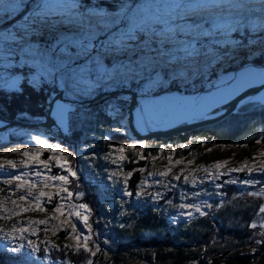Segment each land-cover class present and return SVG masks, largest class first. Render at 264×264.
I'll return each mask as SVG.
<instances>
[{
  "label": "trees",
  "instance_id": "1",
  "mask_svg": "<svg viewBox=\"0 0 264 264\" xmlns=\"http://www.w3.org/2000/svg\"><path fill=\"white\" fill-rule=\"evenodd\" d=\"M88 2L91 6L100 4L101 0H88ZM134 2L144 5L145 14L151 15L149 13L151 5L149 6L144 0H134ZM106 3L108 5L106 10L119 11V0H106ZM259 18L264 19V14ZM12 20L13 18L6 21L0 20V30ZM157 27L158 25L155 23L152 24L154 31L157 30ZM233 35L245 43L252 36H256L257 39L264 38L260 33L254 32H249L247 36L244 32L233 33ZM1 39H3V35L0 34ZM42 43L43 41L39 38L34 40L29 38L26 45L9 42V44L19 45L16 47V56L14 57L19 62L7 70L10 75L15 74L14 76L18 78V85L15 89L0 87V114L2 116L22 121H36L45 117L48 100L51 97L50 92L57 85L55 82L44 79H41L39 86L31 83L35 73V69L31 66L32 50ZM3 44L8 46L4 40ZM154 50L156 49L154 48ZM231 51L237 52L239 49H231ZM244 63H254L260 66L264 64V55H261L259 51L247 61L244 56H240L237 64L225 63L222 67L214 66L209 75L204 79H198L194 86L192 83L186 84L180 80L170 81L165 76L162 85H157L144 92L148 96H154L168 91L184 93L203 91L213 86L212 82L216 81L222 72L235 69ZM213 72L215 74H212ZM121 86L142 90L139 82L130 81L126 85L106 86L96 89L90 94L77 95V97L90 98L97 91ZM128 101L129 97L121 94L115 97L108 96L88 106L76 108L69 113L67 133H63L60 129L48 131L43 127L33 128L35 132H41L39 137L47 140L48 144L53 147L61 145L72 153V156L69 157L68 153L63 152L66 159L70 160L71 167L78 170L79 181L75 183H78L79 187H76L75 183L69 184L68 187L72 193L82 192L83 195L79 196L80 201L86 202L91 209L90 222L93 234L89 246L93 252H96V255L93 256L83 249L77 251V241L73 237H82L81 230L87 231V229L76 216L69 215L71 207L64 203V199H53L51 208L62 206L61 212H58L56 220H52L49 229L43 225L40 226V234L45 235L50 231L54 240V243L49 247L42 245L40 248L39 253L43 257L46 255L43 250L46 248L49 250L46 258L48 263L46 264L57 262L87 264L89 260L92 261V264H122L124 260L133 259L139 264H185L189 260H196L201 264L205 256L228 259L236 250L247 247H254L255 252L252 253L254 256H264V244L255 243L257 239H264L259 235L264 231L258 226L255 228L250 226L253 224L254 214L263 199L244 194V200L241 197L234 198L233 201L237 203L234 206L226 205L218 209L216 216L210 218L202 216L188 221L175 220L171 213L166 211L163 200L153 204L145 199H137L130 202V213L122 219L118 218L121 199L118 193L119 184L113 180L111 170L102 160L104 153L109 152L112 148H126L135 144L136 148L142 150L141 154L144 155V159L130 156L121 162L122 170L127 173L126 185L129 189H134L142 179L143 172L139 169L145 170L147 157L151 153L165 151L168 154L185 157L194 150L201 151L216 144L240 145L244 142L243 136L246 133L253 130L259 121L264 122V106L261 110L244 114L245 118L240 119L230 128L220 127L214 123L173 136L141 140L133 136L128 128L126 111ZM119 113L124 117L126 129L117 125L116 118ZM117 128L121 131L117 132ZM9 137L15 142L36 144L25 132L17 134L16 131H13L9 133ZM258 139H264V128L261 135H256L246 142ZM48 144H44L45 157L54 152L48 147ZM81 162L82 166L78 167ZM54 170L60 171V167H54ZM63 172L65 171L62 170ZM225 189L227 191V188ZM171 194L172 191H168L166 196L169 197ZM74 223L77 225L76 232H73ZM71 240H75L74 246L69 245ZM105 240L110 243L105 244ZM53 245L55 247H52ZM96 245H99L100 251L96 250ZM23 256L24 252L22 251L11 253L0 247V264H25L22 261ZM246 257L248 254L245 255ZM246 262V259H241L236 263L246 264Z\"/></svg>",
  "mask_w": 264,
  "mask_h": 264
},
{
  "label": "snow or ice",
  "instance_id": "2",
  "mask_svg": "<svg viewBox=\"0 0 264 264\" xmlns=\"http://www.w3.org/2000/svg\"><path fill=\"white\" fill-rule=\"evenodd\" d=\"M107 7L106 0H101L100 4L91 6L88 0H71L67 7L58 13H53L48 10L47 0H0V20L14 19L18 13L23 12L22 20L14 22L7 29L0 30V34H7L3 37L5 43L8 44L4 55L9 58L3 71H0V87L17 88L18 78L9 75L7 70L13 67L14 59L12 58L16 56V47L26 45L29 38L32 40L39 38L43 41L41 45L32 50L31 66L35 69L36 74L32 77L31 83L39 86L41 79L56 82L67 95L90 94L99 88L126 85L130 81L139 82L142 91L146 92L157 85H162L165 76L170 81L180 80L186 84L192 83L194 86L198 79L207 77L214 66L222 67L225 63H235L240 56H244L246 61L249 60L256 54L255 49L250 48L249 45H254L259 49L261 55H264V38L247 39L246 43L231 39L232 33L239 32H244L245 36L249 32L260 33L264 37V19L254 18L243 4L222 6L217 3L215 8L221 9L217 11L211 7L178 2L166 12L167 27L166 30L160 32H156L152 28L153 23L159 22V17L147 16L144 12V5L136 4L134 0H119V11L116 12L106 10ZM261 9L264 10V3L261 4ZM185 17H193L192 23L185 22ZM181 23H184L185 26L181 27ZM205 24L208 25L207 29H205ZM186 28L195 34L194 41L187 43L181 41L180 34ZM201 34L207 38L204 42L199 40ZM9 42H19V45L9 44ZM230 49H239V51L233 52ZM212 83L217 91L212 93L209 98L219 102V100L227 99L228 96L253 84L264 85V70L245 66L238 73L221 74L219 79ZM69 112L68 106L57 103L56 114L61 121L69 117ZM116 131L119 132L121 129L117 128ZM31 139L37 144H48L47 140L39 136H33ZM256 143L259 144L261 141L257 140ZM48 147L53 148L50 144ZM54 147L68 153L69 157L72 156L67 148H63L61 145ZM129 147L134 148L136 145L132 144ZM6 150L16 152V148ZM119 150L123 152L124 148L121 147ZM22 155L29 157L32 161L40 160L39 155L30 156L27 150ZM261 155H264V152ZM143 158L141 157V159ZM17 163L29 167L27 161L0 162V174H6L9 177L3 183L11 185L13 180L19 181L20 183L16 185L17 189L23 185H29L30 188L35 187L38 182L45 183V187H48L46 180L58 181L59 184L52 186L59 187L60 192H66L68 197H71L73 193L67 186L79 181L78 170L71 167L69 159H64L63 162L57 160V164L66 174H52L47 176L45 181L32 180L28 172L16 169ZM177 163L179 162L177 161ZM226 163L227 161L217 162L211 167L221 168ZM5 164L11 166V171L5 169ZM40 164L44 169L51 171L48 160L40 161ZM66 165L68 166L65 168ZM245 170L249 177L256 171L264 174V164L256 169L248 167L246 161L239 168L228 169L229 172H244ZM139 171L143 172L144 169L141 168ZM33 175L41 177L43 172L37 170ZM160 175L166 176L168 173L162 172ZM112 176H115V173H112ZM173 179L179 181L181 176L177 175ZM184 181L187 182V177H184ZM236 182L235 180L231 181V183ZM124 183L127 184V178ZM145 183V181H141V185ZM156 183H160V181H156ZM240 183L255 186L261 181L244 179ZM75 186L79 187V184L75 183ZM171 187H175V185H171ZM60 192L51 194L41 191L37 196H33L29 190L27 196L21 195L19 199L25 200L32 197L39 207L41 198L47 197L50 202L53 195L59 196ZM76 195L79 197L83 193ZM123 195L145 198L142 192L133 193L127 187L124 188ZM249 195L255 196L259 193H249ZM161 197L162 193L156 192L154 196L149 194L147 198L159 202ZM13 203L15 202L13 201ZM176 207L194 208L201 215H207L201 210V205L189 203L176 205ZM203 207L212 208L213 205L205 203ZM77 208L91 212L89 205L84 203L73 205V211L69 213V215H75L87 229V234H82L83 242H81V236L73 237L77 241V251L83 249L95 256L96 252H93L89 246L93 234L89 215H81L80 211L75 210ZM61 209L62 206H57L54 211L61 212ZM40 210L44 211L45 209L40 208ZM259 211L264 213V204L259 206ZM188 215H191V212ZM33 223L44 224L46 221ZM250 226L256 227L255 224ZM72 227L73 232H76L77 225L74 223ZM12 232L19 233L21 240H25L24 234L28 232V229L13 228ZM0 233H3L0 235V241H9L10 233L3 232L2 229H0ZM30 234L35 235V232ZM259 235L264 237V232ZM12 238L14 239L15 236ZM104 243L110 242L105 240ZM255 243L264 244V239H257ZM25 247H28L31 252L41 251L40 247L31 239H27L26 244L10 246L7 251L20 253ZM96 250L100 251L99 245H96ZM43 251L47 258L49 250L46 248ZM87 264H92V261L89 260Z\"/></svg>",
  "mask_w": 264,
  "mask_h": 264
},
{
  "label": "rangeland",
  "instance_id": "3",
  "mask_svg": "<svg viewBox=\"0 0 264 264\" xmlns=\"http://www.w3.org/2000/svg\"><path fill=\"white\" fill-rule=\"evenodd\" d=\"M70 2L71 0H47V3L49 5L48 10L53 13H58L60 10L65 8L66 4ZM144 2L149 4V6L151 5L149 12L151 15L149 17H159V22L155 23V25H158V27L156 28V32L166 30L168 23L166 12L171 9L172 5L178 2L191 3L193 5L202 7H211L217 11L221 10L215 8V5L217 3L221 4L222 6H236L243 4L246 6V9L254 18H259V16L264 14V10L261 9V4L264 3V0H144ZM22 18L23 12L18 13L16 17L10 23L4 25L1 30L11 27L14 22L20 21L22 20ZM184 21L188 24H191L193 19H191V17H185ZM184 26L185 24L181 23V27ZM207 28L208 25L205 24V29ZM1 35H3L4 37L7 34ZM180 38L182 42L187 43L188 41H194L196 37L195 34L191 32V30L186 28V30L180 34ZM206 39L207 38L203 37L202 34L199 36L200 42H204ZM231 39L240 41V39L236 38L233 33ZM251 39H257V37L252 36ZM3 40L4 39L0 40V71H3V67L9 62V58L4 55V52L7 50L8 46H5L3 44ZM249 47L254 48L256 54H258V48L253 47L252 45H249ZM12 59H14L13 65H17L19 61H17L16 58ZM238 62L239 59L235 63L231 64H237ZM245 66H251L253 68H256L257 70H264V64L258 66L254 63H244L240 64L235 69L225 70L221 74L229 75L238 73ZM8 74L10 75V73ZM35 74L36 73H34V76ZM14 75L11 76L15 77ZM218 79L219 77L216 80ZM56 85L57 87L50 92V95L54 92L61 91L64 95H66V97L75 98L76 100L80 99L79 97H77V95H67L64 89L61 88L58 83H56ZM216 91L217 89L214 86H211L204 89L203 91H199L196 93L168 91L158 95L148 96L144 91L138 90L140 104L135 111V122L139 128H144V123H146L150 127L175 123L176 119H178L180 115L185 113L189 114L191 116L190 118H192L193 120L208 116V112H206V109H204V103L208 100V95ZM125 95L129 97L128 94ZM106 97L108 96H102L95 102L103 100ZM214 102L215 106L221 103L216 101V99H212L211 103ZM57 103L68 106L71 112L80 106L85 107L89 104H93L94 102L80 104L71 100L59 99L55 103V106H53L52 115H54L57 124L52 128L46 129L48 131L60 129L63 133H67L69 117L63 121L58 118L56 114ZM263 106L264 88L256 95L242 100L230 115H228L221 121H218L214 125L230 128L240 119L245 118L244 114L261 110ZM116 121L118 127L126 129V123L121 113L117 114ZM30 128L33 130V128L40 129L41 127H23L20 125H13L7 128L0 129V162H5L8 160L17 162L27 161L29 163V167H24L23 164L17 163L16 169L28 172L30 178L34 181H45V178L52 174H66V172L62 173L61 168L60 171L54 170V167L58 168L59 166L57 164L58 159L61 162L66 159L65 154H63L60 148L53 147L52 150L54 152L48 157H45L44 150L46 148L44 144H35L31 142L20 143L15 142L9 137V133L13 131H16L17 134L25 132L30 139L33 136L41 135V132H35L34 130L32 131ZM263 128L264 122L259 121L253 130L249 131L243 136L244 142H242L240 145H234L231 143L216 144L201 151L194 150L185 157H181L177 154H168L165 151L151 153L149 157H147V165L145 167V170L143 171L142 179L138 182L137 186L134 189H129L124 183L125 178L127 177V173L122 170L121 162L127 160L130 156H138V158L144 157V155L141 154L142 150L136 147H126L124 148V151L121 152L117 148H112L109 152L104 153L102 160L104 163H107L108 168L111 170V174L115 173V176H113V180L117 182L120 187L118 193L120 194L121 199L119 203L118 218L124 219L125 217H127L131 209L130 202L133 200L145 199L153 204L158 203L151 198H147L149 194L154 196L156 192L162 193V197L160 198V200H163L162 202L166 206V211L170 212L175 220L181 221H188L202 216L208 218L216 216L218 209L223 208V206H234L235 203H237L233 201L234 198L241 197V199L244 200V194L249 195V193H259V195L250 196L257 199H263L261 204H264V174L256 171L253 172V175L251 177H249L247 175V170H245L244 172L228 171V169L241 167V165H243L246 161L248 167L256 169H259L260 165L264 164V155H261V153L264 152V139H260L261 143L259 144L256 143L257 140L246 142V140L252 139L256 135H261L263 132ZM10 148H16V152L6 150ZM25 150L29 152L30 156L39 155L40 160L32 161L29 159V157L23 156L22 153ZM49 157H52V159H49ZM169 157H171V159H169ZM43 160H48V164L51 169L50 172L47 169H44L43 165L40 164V161ZM113 161H115V163H113ZM177 161L179 163H177ZM224 161H227V163L224 164L221 168L211 167L217 162ZM67 166L68 165H66L65 168ZM80 166H82V162L78 167ZM5 169L11 171V166L5 164ZM37 170H41L43 172V175L41 177H35L33 175ZM162 172H167L168 175L161 176L160 173ZM149 173H151V175H149ZM221 173H223V175H221ZM177 175L181 176V179L179 181L173 179V177ZM184 177H187V182L184 181ZM8 178L9 177L6 174H0V229H2L3 232L10 233L9 241H0V247L4 250H7V248L10 246L18 245L20 243L26 244L27 239H31L32 241H34V243L40 248L42 247V245L45 247H49L54 243L50 231H48L45 235L40 234L41 225L49 229L52 220L54 221L57 218L58 212L54 211L55 208H51L53 199H64V203L69 204V206L71 207V212L73 211V205L86 203L80 201L79 197L76 195L77 193H73L71 197H68V194L66 192H60L59 187L52 186L54 184H59L58 181L46 180V183L49 185L48 187H45V183L38 182L35 187L30 188L29 185H23L19 189H17L16 185L20 183L19 181L13 180L11 185H6L3 183V181ZM244 179H257L260 180L261 183L255 186L240 183V181ZM233 180L237 182L231 183V181ZM141 181H145L146 183L144 185H141ZM156 181H160V183H156ZM171 185H175V187H171ZM217 185H220V187H217ZM125 187H127V189L129 191H132L133 193L142 192L145 198H140L135 195L131 197L124 196L123 190ZM225 188H227V191ZM29 190L32 192L33 196H37L41 191L51 194L60 192V195H53V198L50 202L48 201L47 197L41 198L39 202L40 206L37 207V202L32 197H28L25 200L19 199L21 195L27 196ZM69 191H71L70 188ZM168 191H172V194L169 197L166 196V193ZM13 201L15 203H13ZM169 201H171V203H169ZM189 203L201 205V210L207 213V215H201L200 212H197L194 208L184 209L176 207V205ZM205 203H210L213 205V207L205 208L203 207ZM40 208H44L45 210L41 211ZM24 209L28 210L25 211ZM75 210L80 211L81 215H89V223L91 224L89 212L78 208ZM189 212H191V215H188ZM4 217L8 218L5 219ZM37 221H46V223H33ZM253 224L264 231V227H261V225H264V213H261L259 211V208L254 214ZM20 227L28 229V232L24 234L26 237L25 240H21L19 233L12 232L13 228ZM32 232H35V235H31L30 233ZM81 232L82 234H87L86 230H81ZM2 234L3 233H0V235ZM13 236H15L14 239L12 238ZM69 245L74 246L75 240H71L69 242ZM253 249L254 247L238 249L233 252L231 257H229L228 259L220 257L211 258L205 256L201 264H238L236 262L241 259H246V264H264V256H254L252 254ZM22 252H24L22 261L25 264L48 263L46 258L43 257L39 252H31L28 247H25ZM246 254H248V257L245 258ZM54 264L63 263L57 262ZM122 264L139 263L133 259L124 260ZM185 264L199 263L196 260H189Z\"/></svg>",
  "mask_w": 264,
  "mask_h": 264
},
{
  "label": "water",
  "instance_id": "4",
  "mask_svg": "<svg viewBox=\"0 0 264 264\" xmlns=\"http://www.w3.org/2000/svg\"><path fill=\"white\" fill-rule=\"evenodd\" d=\"M264 88V85L256 83L247 88L241 89L239 92L234 94L228 100L219 103L216 106V113L210 116H204L195 120H190L186 122H176L172 124H166L156 127H150L146 123H144V128H139L135 122V111L139 107V92L133 87L129 86H121L112 88L110 90H103L97 92L94 96L87 98H80L76 100L75 98L64 97L61 91L54 92L51 94V98L48 102V107L46 111V115L42 119H38L36 121H22L19 119H10L2 116L0 114V129L13 126L20 125L26 127H44L50 128L55 124V118L52 115L53 104L55 99H63V100H71L76 103H93L96 100H99L102 96H116L119 94H128L129 101L126 107L127 111V125L132 135L141 140H148L155 137H168L177 135L181 132H185L188 130H192L198 127L214 124L228 115H230L239 105V103L253 96L254 94L259 93ZM208 90V89H207Z\"/></svg>",
  "mask_w": 264,
  "mask_h": 264
},
{
  "label": "bare ground",
  "instance_id": "5",
  "mask_svg": "<svg viewBox=\"0 0 264 264\" xmlns=\"http://www.w3.org/2000/svg\"><path fill=\"white\" fill-rule=\"evenodd\" d=\"M237 93V92H236ZM235 93V94H236ZM63 94V93H62ZM211 95V94H210ZM210 95H208V100L204 103V109H206V112H208V114H206V115H208V116H210V115H212V114H214V113H216V111H215V109H216V106H215V102L214 103H211V100L213 99V98H209V96ZM234 95V94H233ZM233 95H230V96H228L227 97V99H222V100H219V102H224V101H226V100H228L229 98H231ZM254 95H256V94H254ZM63 96L64 97H66L64 94H63ZM59 99H55L54 100V104H53V106H55V103L58 101ZM216 101H218V100H216ZM218 103V102H217ZM214 107V108H213ZM213 108V109H212ZM52 112H53V110H52ZM53 117H54V115H53ZM191 116L189 115V114H182V115H180L179 116V118L178 119H176V121H175V123L176 122H186V121H190V120H193L192 118H190ZM55 118V117H54ZM1 123V122H0ZM57 124V121H56V119H55V124H54V126ZM54 126H52V127H54ZM23 127H26V126H23ZM52 127H50V128H52ZM7 128V127H6Z\"/></svg>",
  "mask_w": 264,
  "mask_h": 264
}]
</instances>
